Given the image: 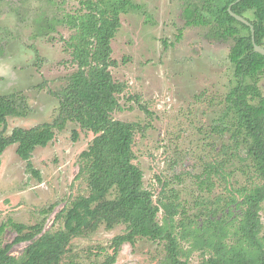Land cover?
<instances>
[{
    "label": "rangeland",
    "instance_id": "rangeland-1",
    "mask_svg": "<svg viewBox=\"0 0 264 264\" xmlns=\"http://www.w3.org/2000/svg\"><path fill=\"white\" fill-rule=\"evenodd\" d=\"M85 1L0 0V42L5 40L0 50V95L24 94L33 109L26 118L7 120L5 135L14 128L51 123L57 116V102L48 91L61 89L65 76L75 70L72 50L65 45L73 30L65 27L61 17L73 15ZM130 1L141 9L120 16L121 28L111 43L112 58L119 67L110 71L116 82L125 85L117 96L122 110L113 112L112 118L146 128L144 134H135L132 146L144 174L143 187L155 202L174 200L179 211L196 224L205 220L231 222L241 214L236 191L253 190L262 182L252 162L242 158L251 145L243 131L236 134L235 141L231 133H210L212 121L225 110L226 94L235 86L234 66L228 60L230 43L211 44L207 28L185 24V10L198 9L202 0ZM141 10L149 16L146 23ZM123 58L126 63L121 64ZM41 85L42 89L36 90ZM258 86L264 95V73ZM73 131L78 134L76 142L71 141ZM93 138L77 124L56 131L54 139L36 149L29 159L40 181L26 171V162L14 153L15 146L1 155V247L18 235L10 223L28 229L20 235L34 234L37 239L61 229L62 218L74 202L89 196L86 175L80 172L86 161L80 154ZM209 163H215L217 169L207 181L200 174ZM175 171L183 175L182 182L172 181ZM115 199L113 191L107 201ZM258 215L259 235L264 238V202ZM157 219L161 223L162 214ZM124 233L121 224L112 230L103 224L96 232L73 239L62 263L100 264L106 254H112V239ZM29 244L14 245L9 253L19 258ZM181 247L186 250L183 243ZM209 254L193 252L181 260L198 264ZM115 264H171V260L165 241L138 238L133 245L126 243L120 248Z\"/></svg>",
    "mask_w": 264,
    "mask_h": 264
},
{
    "label": "trees",
    "instance_id": "trees-1",
    "mask_svg": "<svg viewBox=\"0 0 264 264\" xmlns=\"http://www.w3.org/2000/svg\"><path fill=\"white\" fill-rule=\"evenodd\" d=\"M140 9L130 0H87L73 15L61 17L65 27L73 30L65 45L72 50L70 58L75 70L65 76L61 89L48 91L58 105L51 123L30 129L14 128L5 135L8 119L26 118L33 109L24 94L0 95V157L15 146L16 156L26 162V171L37 181L40 174L29 159L37 148L46 147L54 139L56 131L63 132L71 123L94 135L87 150L80 154L86 161L80 172L86 175L89 196L74 202L62 218L61 229L37 239L34 234L20 235L28 229L10 223L18 235L11 243L0 245V264H64L62 259L71 241L96 232L103 224L107 230L121 224L125 233L112 239V254H106L100 264H115L120 248L126 243L133 245L138 238L165 241L171 264H188L181 260L182 256L205 251L209 257L198 264H264V238L259 235L258 215L264 202V95L258 86V78L264 73V56L254 50V46L264 48V0H202L198 9L185 10V24L207 28L209 43H230L228 60L234 66L235 86L226 94L225 110L212 121L210 133H231L235 141L236 134L243 131L251 145L242 158L252 162L256 177L262 182L253 190L236 191L241 198V214L237 218L231 222L205 220L200 225L180 212L174 200L153 201L152 194L143 187L144 174L132 150L135 134H144L146 128L112 118L113 112L122 110L117 96L124 92L125 85L116 82L111 74V69L119 67L112 58L111 43L121 28L120 16ZM140 14L146 23L149 16L144 10ZM51 31L53 28L45 34ZM162 44L167 48L165 42ZM124 63L125 58L121 64ZM35 88L40 91L42 85ZM141 111L148 114L144 107ZM231 127L235 130L231 131ZM77 136L73 131L71 141L76 142ZM216 169L215 163H209L200 175L208 181ZM172 181L182 182L183 175L175 171ZM113 191L117 199L107 201ZM236 193L232 194L236 197ZM3 230L1 226L0 233ZM36 230H40V225ZM27 242L30 244L21 257L9 253L14 245ZM66 264L80 263L70 260Z\"/></svg>",
    "mask_w": 264,
    "mask_h": 264
},
{
    "label": "water",
    "instance_id": "water-1",
    "mask_svg": "<svg viewBox=\"0 0 264 264\" xmlns=\"http://www.w3.org/2000/svg\"><path fill=\"white\" fill-rule=\"evenodd\" d=\"M233 17L240 23L242 24H246L245 20H243L241 17H237L235 15H233ZM254 50L259 53L260 55H263L264 56V48H260L258 46H254Z\"/></svg>",
    "mask_w": 264,
    "mask_h": 264
},
{
    "label": "crops",
    "instance_id": "crops-1",
    "mask_svg": "<svg viewBox=\"0 0 264 264\" xmlns=\"http://www.w3.org/2000/svg\"><path fill=\"white\" fill-rule=\"evenodd\" d=\"M9 120V119H8ZM18 120V119H17ZM19 120H21V119H19ZM67 125H69V124H67ZM9 149H13L12 147H10ZM9 149H7V150H9ZM38 149V148H37ZM6 150V151H7ZM14 150H15V148H14ZM14 153H15V151H14Z\"/></svg>",
    "mask_w": 264,
    "mask_h": 264
}]
</instances>
